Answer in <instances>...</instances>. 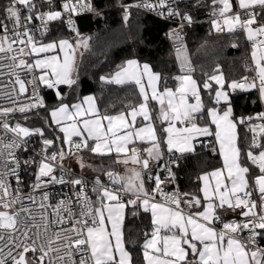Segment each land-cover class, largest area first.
Returning a JSON list of instances; mask_svg holds the SVG:
<instances>
[{
  "label": "snow or ice",
  "instance_id": "snow-or-ice-1",
  "mask_svg": "<svg viewBox=\"0 0 264 264\" xmlns=\"http://www.w3.org/2000/svg\"><path fill=\"white\" fill-rule=\"evenodd\" d=\"M46 2L51 6L52 0ZM238 3L247 16L246 19H242L240 13L233 14L231 0H212L213 15L217 17L211 21L212 27L218 32L224 31L226 27L228 32L239 29L245 33L246 39L252 44L251 59L256 77L251 81L248 77L240 82L232 81L228 87L233 91L257 89L261 101H264V22H261L264 19V0H238ZM178 5L179 0H156L155 3L152 0H138L136 4L125 6L124 20L129 19L132 7L144 8L160 16H164L166 10L168 17H179L182 22L179 28L168 33L177 45V59L181 61V72L185 73L174 78L179 86L175 90L165 87L160 91L157 87L159 73L153 72L147 63L141 66L135 59L128 60L126 67L117 71L114 76H101L100 79L116 84L134 81L139 86L143 102L138 109L133 108L127 115L120 113L101 116L92 96L84 97L83 101L72 105L62 102L59 86L71 87L76 83L72 78L75 58L69 54L74 51V46L67 39H61L58 43L52 41L38 44L28 28L34 19H38L45 31L46 25L54 21L64 22L75 31L72 16L83 11H93L91 0H63L60 5L62 10H52L50 7L48 11L37 12L35 17L33 13L37 5L34 0H9L4 14L7 21L11 22V29L7 23L3 24V35L0 36V53L3 55H0V60L7 58L12 63L7 66L0 64V76L5 75L6 67L7 74L14 77V85L19 86L18 92L15 86L12 88L17 97L27 92L28 84L34 88L28 103L17 104L14 100L13 107H0V117L3 118L0 119V127L5 132L0 137V209H3L0 210V264H134L133 256L125 246L123 232L128 208L134 209L133 216L138 215L139 210L151 214L150 238L146 232L142 245L144 264H264V248L256 247L257 237L264 233V112L257 113L255 117L234 118L229 94L222 90L225 81L222 76L213 75L209 79L220 85V88L215 93L214 103L217 107L208 108L207 115L211 124L215 125V132L207 125L199 126L197 119L204 105L197 82L190 74L192 69L188 66L189 61L184 54L180 35L184 22L191 25L193 21L190 14L180 12ZM257 7L260 8L259 12L255 11ZM23 11H27L28 15L22 17ZM65 15L68 17L66 21ZM77 35L79 36L78 32ZM17 44L24 47H14ZM80 46L88 47L87 37H81L77 41L76 47ZM56 49L65 53L63 60L58 56L36 58L32 63L25 59V56ZM9 53L14 55L8 56ZM21 71L32 73V79L23 80L19 75ZM36 72H39L38 76L35 75ZM143 77H147L151 97L142 82ZM41 84L48 89H57L56 96L61 103L51 110V123L63 133L62 139H57H61L62 145L68 146V151L65 152L62 147L58 152L48 155V148L54 145V141L43 140L44 158L38 163L36 181L31 186L32 192L49 184L71 183L74 189L80 187L75 202L62 199L53 206L48 203L47 191L43 192L39 201L34 194L27 197L22 195V180L18 174L20 161L16 151L27 142V137L37 134L43 137L44 133L39 128L30 130L19 122L11 126L6 118L17 111L26 114L33 109L45 107L44 100L38 95ZM204 88L210 89L211 85L205 81ZM190 97L195 103L190 102ZM149 99L160 104L159 118L168 124L164 129L167 134L164 143L169 152H193L196 136L215 135L219 154L223 158V169L198 177L203 181L201 191L204 202L188 193H166L162 187L164 181L159 175L155 176V188L149 191L145 187L142 170H148L150 160H158L162 154L148 108ZM221 101L228 104L222 114L219 111ZM127 116L131 117V122ZM137 116H143L147 123L137 127ZM254 119L261 123H251ZM237 122L248 124L249 131L253 133L246 159L260 173L255 177L260 194L259 206L251 199L248 179L250 168L242 163L244 154L238 142ZM177 123L183 127H177ZM8 132L13 134L11 140H8ZM74 137L79 139L74 140ZM137 141L147 142L151 146L141 149L135 146ZM254 149L259 151L255 152ZM82 150L98 155H111L115 152L118 158L121 155L125 157L117 162L125 166H138L140 170L133 167L128 176L107 172L106 175L113 184L111 188L102 184L97 177L92 190L98 196L93 202L84 194L86 182L83 179L65 180L63 171L59 178L55 175L57 161L62 168L66 157ZM145 153L147 158H143ZM76 160L81 168L86 166L81 156L77 155ZM24 163L36 164V161L31 159ZM167 171L168 179L174 181L171 168H167ZM11 177H15V188L10 182ZM212 181L215 182L214 186ZM116 185L119 187H115ZM123 194H130V198L125 201ZM157 196L160 201H157ZM25 199L32 207L24 204ZM182 205L189 211L185 212ZM201 208L203 211L199 210ZM192 209L196 211L192 212ZM237 209H240V214L244 217L242 223L223 222L218 214L219 210L235 212ZM218 221L223 223L219 230L214 226ZM242 231L250 233L248 243H242L237 238Z\"/></svg>",
  "mask_w": 264,
  "mask_h": 264
},
{
  "label": "trees",
  "instance_id": "trees-1",
  "mask_svg": "<svg viewBox=\"0 0 264 264\" xmlns=\"http://www.w3.org/2000/svg\"><path fill=\"white\" fill-rule=\"evenodd\" d=\"M133 1L136 0H91L94 10L83 11L79 14L76 32H69L61 23H54L49 27L48 35L41 39L43 42L67 38L75 45L81 37L88 38V47L81 46L79 56L75 59L72 78L76 83L71 87L66 85L59 90L63 96L62 102L72 104L82 96L92 94L97 100L102 115L126 113L135 108L142 102V97L134 84L116 86L100 79L101 76H110L127 59L148 63L154 71L160 74L162 87L174 84L176 81L174 78L179 75V72L165 37L167 25L138 11H130L129 19L125 21L123 11L119 6ZM34 2L37 5L33 13L35 17L37 12L48 11L50 7L52 10H59L63 0H52L51 6L46 0H34ZM8 4L9 0H0V31L5 23L11 27V22L7 21L4 14V9ZM184 7L191 12L195 20V23L188 26L185 32L188 49L196 70L193 76L200 86V94L207 108L213 103V95L202 85L205 76L220 68L226 82H238L247 73L246 68L251 63L252 46L246 41L245 33L214 35L215 29L211 23L215 17L212 0H187ZM216 7L218 10L219 5ZM21 15L24 17L28 13L23 11ZM41 95L45 107L33 109L26 114H19L16 118L17 122L30 129H37L41 126L39 115L44 114L47 119L50 109L61 103L53 90L41 88ZM259 99L256 89L232 91L233 117L237 119L254 117L260 111ZM150 106L153 109L156 107L153 103H150ZM41 110L42 113H39ZM202 118L204 119L203 115ZM240 132V146L242 153L246 156L250 133L243 128V124H240ZM158 134L162 138L164 133L160 129ZM43 136L54 141V145L50 146L51 150L58 152L63 146L61 139H57L61 136L56 128L50 127ZM31 137L38 144L41 136L37 134ZM205 143L203 150H199L196 154L185 156L171 154L179 156V164L172 168V173L181 194L188 193L201 199L198 177L203 172L221 165L219 156L216 151H213L214 147L211 143L205 146ZM93 158L97 162L96 167L103 173L117 166L115 155L93 156ZM245 161L250 167L251 175L260 174L259 170L252 167L246 158ZM35 166L37 163L26 165L24 167L26 173L29 174L28 172ZM29 176L28 181L32 183L35 174L32 173ZM24 186H27L26 183ZM96 193H94V200ZM193 210L195 209L191 211ZM133 211L134 209L131 208L126 209L123 224L125 246L131 252L134 264H144L142 245L145 241V233L147 232L150 236L152 224L148 213L139 210V214L133 216ZM259 237L261 241H264V233H261Z\"/></svg>",
  "mask_w": 264,
  "mask_h": 264
},
{
  "label": "built area",
  "instance_id": "built-area-1",
  "mask_svg": "<svg viewBox=\"0 0 264 264\" xmlns=\"http://www.w3.org/2000/svg\"><path fill=\"white\" fill-rule=\"evenodd\" d=\"M137 2H138V0L133 1V2H129L127 4H123V5L119 6L120 9L123 11V19H124V15H125V12H124L125 6L126 5L136 4ZM152 2L155 3L156 0H152ZM170 2H171V0H170ZM186 2H187V0H179V5H178L179 6V10H180L181 13H185L186 12V13L191 15V12L184 7ZM59 10H62V9L60 8ZM130 11L141 12V13H143L145 15H148V16H150L152 18L160 20V21L164 22L167 25L165 37H166V40H167V42H168V44H169V46H170V48L172 50V54H173V57H174V60H175L176 66H177V70H178L180 75L185 74V73L181 72V61L177 59V53H176V46L177 45L173 41V39L170 38V36L168 35L170 30H172L174 28H179V26L181 25L182 22L179 19V17H168L166 10H165V15L164 16H160L156 12L148 11V10H146L144 8L132 7L130 9ZM235 13H240L242 19H246L247 18L245 13L240 8H235L233 14H235ZM78 16L79 15H73L72 16V19H73V21L75 23V29L76 30H77V18H78ZM191 17H192V15H191ZM216 18L217 17L215 16L213 19H216ZM67 19H68V17H67V15H65L64 20L66 21ZM192 21H193L192 24H194L195 20L193 18H192ZM54 23L64 24V26L67 28V30L69 32H72V33L76 32V30L73 31L71 28H69L67 26L66 23L61 22V21L49 22L46 25L47 31H45L44 30V26H42V22L40 20H38V19L33 20V22L28 25V28L31 30L33 38L42 39L43 37H46L48 35L49 27L52 24H54ZM188 26H190V25L187 24L186 22H184L183 28L180 29V35L182 36V44H183L184 49H185V53L184 54L187 56V60L189 61L188 66L191 67V69H192L190 74H191V76H193L195 74L196 70H195V66L193 64V61L191 59V55H190L189 49H188L187 37H186V32H185V30H186V28ZM9 29H11V27H9ZM21 31H23V29H21ZM235 32L244 34V32L242 30H239V29L236 30ZM226 33L227 32H226V28H225L224 31H220V32L215 31L214 35L215 36H224ZM2 35H3V29L0 31V36H2ZM10 38H11V36H10ZM24 39H26V37H24ZM249 44L252 46L251 42ZM14 47H24V46L17 44V45H14ZM0 55H3V54L0 53ZM11 55H14V53H9L8 54V56H11ZM25 59L27 60V56H25ZM11 63H12L11 60L7 59V58L4 59V60H0V64H3L5 66H7V65H9ZM246 70H247V73L244 74L238 80V82H240L244 77H248L249 81H251L253 78L256 77L255 67L251 63L247 66ZM19 75L25 81H28V80L32 79V76H33L32 73H25L23 71H21L19 73ZM35 75H37V72L35 73ZM10 81H11V83H10ZM257 83H258V81H257ZM13 86H15L16 91L18 92L19 91V86L18 85H14V77L13 76H9L7 74L6 67H5V75L0 76V107H13V101L14 100L16 101L17 104L28 103V98L31 97L32 94H33L34 86L31 85V84H28L27 85V92L24 95H21L19 97H17L16 94L12 91ZM38 95L42 98L41 86L40 85L38 87ZM259 103H260V111L258 113L264 112V101H261V99H259ZM19 114H21V113H19L18 111L14 112V113H11V114H9V116L6 119L9 122L10 118H12V117H16L17 118V116H19ZM0 119H3V118L0 117ZM251 123L259 124V123H261V121L254 119ZM9 124L11 126H15L16 123L15 124H11L9 122ZM243 128L246 129V131H248L250 133V143H249V145H250L251 141H252L253 133L251 131H249V125L248 124H243ZM4 135H5L4 129L2 127H0V137H3ZM7 137H8V140H11L13 138V134L11 132H8L7 133ZM26 141L27 142L24 143L22 145V147L16 151L17 158L20 161V168L18 169V174H19V176H20V178L22 180V184L20 185V187L22 189V195L24 197H27V196H29L31 194H34L36 199H37V201H39L41 195L43 194V192L47 191L49 193V201H48V203H51L53 206H55L56 203L58 201L62 200V199H71L73 202H75L76 193L80 191V187L77 186L74 189L71 183H66V184H63V185H61V184H49V185H46V186L42 187L41 189L37 190L35 193L32 192V187L31 186L36 181L37 166H35L32 170H30L28 172L30 175L32 173L35 174L34 180L32 181V183H29L28 180H29L30 176H29V174L26 173L25 168H24L28 164H25L24 161H29L31 159H35V161H36V163L38 165V162L41 159L44 158V152H43V149H44L43 146L44 145L42 146V143L36 144V141L32 137L26 138ZM209 143H210L209 141H206L205 146H208ZM25 149H27V150H25ZM254 151L258 152L259 149H254ZM53 152H55V151L51 150L50 147H49L48 148V155H51ZM172 161H175V163H172ZM29 164H31V163H29ZM178 164H179V156L171 155L165 161L166 170H167V168L170 167L171 171H172V168L178 166ZM31 165H33V164H31ZM251 166L254 167L255 169H258L254 165H251ZM55 168H56L55 175L58 178L60 177L61 172L63 171L65 180H69L70 181L73 178L83 179L86 182L85 185H84V194H86L93 202H95L94 199H93L95 192L92 189H93V186L95 185L96 177H92V176H88V175L80 173V172H76V171L72 170V168L69 165L65 164V163L63 164V167L61 168L59 161L56 162ZM107 172H109V171H106V172L103 173L102 177L100 178V181L106 187H110L111 188V187H113V184H112V181L109 179V177L106 175ZM10 182H11L13 188H15L17 186L15 177H11L10 178ZM25 183H26L27 186H24ZM251 183H252L251 184L252 189H250V191L252 192L251 199L256 201L258 206H259V204H260V194H259V191H258V186L255 184V177L253 178V181ZM115 187H119V186L116 185ZM162 187H163V190L166 193H171V192L178 191L175 187H172V186H168V187L162 186ZM123 195H124V200L125 201L128 198H130V194H123ZM157 201H160L159 196H157ZM24 204L26 206L32 207V205L26 199L24 201ZM0 210H3V209H0ZM257 210L259 211V208ZM49 211H51V209H49ZM222 221H223V219H222ZM230 221H236L238 223H242L244 221V217H242V215L240 214V215L237 216L236 219H233V220H230ZM223 222H225V221H223ZM68 226H70V225H66V227H68ZM214 226L216 227L217 230H219V229H221L223 227V223L218 221V222L215 223ZM249 235H250V233L248 231H242L237 236V238L242 243H248V239L247 238H248ZM256 247L264 248V241H261L259 236L257 237V240H256Z\"/></svg>",
  "mask_w": 264,
  "mask_h": 264
},
{
  "label": "crops",
  "instance_id": "crops-1",
  "mask_svg": "<svg viewBox=\"0 0 264 264\" xmlns=\"http://www.w3.org/2000/svg\"><path fill=\"white\" fill-rule=\"evenodd\" d=\"M231 2H232V4H233L234 9H235V8H239L238 0H231ZM255 11H256V12H259V11H260V8L257 7V8L255 9ZM261 22H264L263 19H262ZM256 26H258V25H253V27H256ZM225 28H226V27H225ZM215 31H216V30H215ZM215 31H214V33H215ZM226 32H227V34H228V33H233V32H228V31H227V28H226ZM62 39H67V38H62ZM245 39H246V35H245ZM34 40L37 41L38 44H47V43H50V42H52V41H56V42L58 43L59 40H61V39H58V40H51V41H47V42H43V41H41L40 38H34ZM67 40H68V41L74 46V51H70L69 54H70V55H74V58H75V59L78 58V56H79V49H80L81 46H80V47H76V44L74 45V44L72 43V41H70L69 39H67ZM246 41H248V40L246 39ZM248 42H249V41H248ZM249 43H250V42H249ZM64 55H65L64 52H61V51H59V49H56V50H53V51L48 52V53H40V54H38V55L27 56V60H28L30 63H32V62H34V60H35L36 58H44L45 56H58L61 60H63ZM250 57H251V56H250ZM128 60H131V59H127L126 61H124V63L122 64V66H121L118 70H116V71H115L114 73H112L110 76H105V77H112V76H114L115 73H116L117 71H120L122 68L126 67V62H127ZM135 60H136V59H135ZM137 61H138V60H137ZM138 62H139V61H138ZM251 62H252V61H251ZM139 64L142 66V65L144 64V62H139ZM147 64H148V63H147ZM252 64H253V63H252ZM151 69H152V67H151ZM152 71L155 72V73H158V72L154 71L153 69H152ZM72 73H73V72H72ZM38 75H39V72H37V76H38ZM179 75H180V74H179ZM213 75L222 76L223 79H224V81H225L224 75H223L222 70H221L220 68L214 70L213 72H211V73H209L208 75L205 76V78L203 79L202 85H203V87H204V83H205V81H207V82L211 85V88H210L209 90L212 92V95H213V98H212L213 103H212L211 105H209V106L206 108V106L204 105V101H203V99H202V97H201L202 102H203V105H204V108H203V110H202V113L199 114V116H198L197 123H198L199 126H201V127L207 125L208 127H210V129H211L212 132L214 133V132H215V125H214V124H211L210 118H209L208 115H207V109H208V108H212V107H217V105L214 103V101H215L214 94L216 93V90L220 88V85L216 84L215 81L209 79V77H211V76H213ZM192 78H193L194 80H196L194 76H192ZM103 82H106V81H103ZM142 82H143V84L145 85V89H146V91L148 92L149 97H151V89L147 87V85H148L147 77H143ZM196 82H197V80H196ZM106 83H109V82H106ZM229 83H230V82H229ZM229 83L225 81V84H224V87H223L222 90L225 91V92H227V93L229 94V101H230V103H231V93H232L233 90L230 89V88L228 87ZM110 84H113V85H116V86H125V85L134 84V85L137 87V89H138V91H139V93H140L139 86H137V85L135 84L134 81H130V82H127V83H125V84H116V83H110ZM161 84H162V83H161V76H160V80H159V82H158L157 87H158V89H159L160 91H163V89H164L165 87H162ZM40 86H41L42 89L53 90L54 93L56 94L57 89H48L47 87H45V86L42 85V84H41ZM64 86H66V85H61V86H59V90H60V88H62V87H64ZM178 86H179V82H178V81H175L174 84H172V85H168V86H166V87H168V88H172L173 90H175V88L178 87ZM197 86H198V89H199V92H200V86H199L198 82H197ZM258 93H259V92H258ZM87 96H92V97H94L95 102H96V108L99 110V107H98V104H97V100H96L95 96L92 95V94L84 95V96H82L78 101H76V102H74V103H72V104L79 103V102L83 101L84 97H87ZM140 96H141V94H140ZM200 96H201V94H200ZM141 97H142V96H141ZM259 98H260V96H259ZM189 100H190L191 103H195V100L192 99L191 97L189 98ZM142 102H143V97H142ZM142 102H141V103H142ZM63 103H65V102H63ZM141 103H140V104H141ZM150 103H153V105L156 106V107L153 109V108L150 106ZM165 103H166V102H165ZM66 104H68V103H66ZM72 104H69V105H72ZM140 104H139V105H140ZM59 105H60V103H59L57 106L53 107L52 109L59 107ZM139 105L136 106L135 108L138 109V108H139ZM85 107H87V105H85ZM227 107H228V104L225 103V102H223V101H221V105L219 106V111H220V113L222 114L223 111H224ZM148 108H149V111H150V115L152 116V122H153V124H154L155 129H156L157 137H158V139H159V141H160V145H161V153H162L160 159H158V160H157V159H152V160H150V166H149V169H148V170H142V175H143V178H144L145 187H146L149 191H151L153 188H155V176H156V175H159L160 178H161V180L164 181V184H163L164 187H168V186L175 187V188L178 190V192L180 193L178 187H177L176 184H175V179H174V181H171V180L168 179V175H169V174H168V171L165 169V168H166L165 161H166V159L169 157V155H171V154H177V155H182V156H185V155H191V154H196L199 150H203L202 148L204 147V143H205V141H209V142L211 143V145L214 147V149H215V151H216V154L219 156V159H220V161H221V165H220L219 167H217V168H213V169H211V170H209V171L203 172L202 174H200V176L203 175V174H205V173H211L212 171H214V170H216V169H223V158H222L221 155L219 154V145H218V143L216 142V139H215V135H214V134L211 135V136H203V135H201V136H196V137H195V140H194V151H193V152L184 153V154H181V153H179V152H177V151H175V150H173L172 152H169V151H168V148H167V144L164 143V141H165V139H166V136H167V134L164 132V129H165L166 127H168V124H167V122H164V121H162V120L159 118V116H160V104H159L158 102H156V101H152L151 99H149V102H148ZM52 109H50V110H52ZM131 111H132V109H130L128 112H126V113H124V114L127 115V113H129V112H131ZM50 112H51V111H50ZM99 113H100L101 116H103V115L101 114L100 110H99ZM119 114H120V113H118V114H114V115H111V116H115V115H119ZM202 115L204 116V119H203V118H200ZM127 119L129 120V122H131V117H130V116H127ZM49 122H50L49 125H50L51 127L57 129V131L60 133V136H61V139H62V137H63V133L60 132L59 128H58L55 124H52V123H51V115H50V113H49ZM105 123H106V122H105ZM146 123H147V121H144L143 116H137V118H136V126H137V127H142V126H144ZM176 126H177V127H183V125H180L179 123H177ZM160 129H161V131H163V133H164L162 138H160V137H159V134H158L159 131H160ZM237 132H238V138H239L238 142H239V146H240V136H241V132H240V124H239L238 122H237ZM73 139H74V140H78L79 138L74 137ZM135 146H136V147H139V148H141V149H143V148L150 147L151 145H150L149 143H147V142H139V141H137ZM62 147H63V149H64L65 152L68 151V146H67V145H63V146H61L60 149H61ZM240 148H241V146H240ZM73 151H75V150H73ZM204 151H205V150H204ZM204 151H202V152H204ZM246 152H247V151H246ZM246 152H245V153H246ZM85 153H87V155H86V159H90L91 161H94V169L86 170L84 173H83V172H82V173H83V174H86V175H88V176H93V177H96V178H97V177L101 178L102 175H103V172H102L98 167H96V163H97V162L94 160L93 156H110V155H98V154H93V153H91L89 150H82V151L79 152V154H81V155H82V154H85ZM76 154H77V153H76ZM243 154H244V153H243ZM111 155H115V156H117V155L115 154V152H113ZM71 157H72V156H71ZM71 157H66L65 160L63 161L65 164L69 165L70 167H71V163H70L69 160H70ZM143 158H147V154H146V153L144 154V157H143ZM245 158H246V156L243 155V156H242V163H243L245 166H248V165H247V162L245 161ZM118 159L122 160V159H125V157H124L123 155H121L119 158L117 157V158L115 159V162H116V165H117V166L114 167V168L111 169V170H108V171H113L114 173H117L118 175H120V174L122 175V174H125V173H127V172H130V169L133 168V167H137V169L140 170L138 166H135V165H132V164H128L127 166H125L123 163H119V162H117ZM163 163H164V165H163ZM248 167H249V166H248ZM249 168H250V167H249ZM105 172H106V171H105ZM257 175H258V174H252V175H251V172H250V175H249V177H248V179H249L250 189H252V186H251L252 183H251V182L253 181V178L256 177ZM150 177H151V178H150ZM212 184H213V186H214L215 182L212 181ZM199 186H200V187H199V190H200V196H201L202 201L204 202L203 193H202V191H201V188L203 187V181H201V180L199 181ZM250 189H249V190H250ZM180 194H181V193H180ZM97 196H98V193L95 194V200H94V201H96ZM182 207H184L185 212H188V211H189V209H188L186 206L182 205ZM199 210H200V211H203L202 208L199 209ZM195 211H196V209L193 210L192 212H195ZM218 214L221 216V219H223V221H225V222H229L230 220L236 219L237 216L240 215V210L237 209V210H235V212H233L232 210H227V211L219 210V211H218ZM148 216H149V218H150V222H151V214H150V212L148 213ZM109 227H110V226H109ZM123 232H124V229H123ZM149 238H150V236H149ZM143 243H144V242H143ZM142 255H143V252H142ZM143 259H144V258H143ZM189 259H191V256H189Z\"/></svg>",
  "mask_w": 264,
  "mask_h": 264
},
{
  "label": "rangeland",
  "instance_id": "rangeland-1",
  "mask_svg": "<svg viewBox=\"0 0 264 264\" xmlns=\"http://www.w3.org/2000/svg\"><path fill=\"white\" fill-rule=\"evenodd\" d=\"M251 61H252V59H251ZM251 64H252V62H251ZM253 66H254V64H252ZM255 67V66H254ZM231 83V82H230ZM229 83V84H230ZM214 98H215V94H214ZM51 111V110H50ZM50 111H49V113H50ZM39 113H42V110L41 111H39ZM49 113H48V116H47V119L45 118L46 117V115H44V114H42V115H39V120H40V124H41V126L39 127V129H42V131H43V133L45 134V131L47 130V129H50V122H49ZM17 121H18V119H16V117H12V118H10L9 119V122L11 123V124H15V123H17ZM44 139H46L44 136L43 137H40V140H39V143H42V146H43V140ZM43 147H45V146H43ZM81 156L82 158H83V161H84V164L86 165L84 168H81L80 166H79V164L77 163V160H76V156ZM86 155H87V153H85V154H79V153H77V154H75V155H73L71 158H70V163H71V168H72V170H74V171H76V172H80V173H84L86 170H90V169H94V161H91L90 159H86ZM39 163V162H38ZM37 170H38V165H37ZM128 175H130V172H127V173H125V174H120L119 176H128ZM29 255H31V254H29Z\"/></svg>",
  "mask_w": 264,
  "mask_h": 264
},
{
  "label": "water",
  "instance_id": "water-1",
  "mask_svg": "<svg viewBox=\"0 0 264 264\" xmlns=\"http://www.w3.org/2000/svg\"><path fill=\"white\" fill-rule=\"evenodd\" d=\"M22 125V124H21ZM22 126H24V125H22ZM24 127H26V126H24ZM28 128V127H27ZM30 129V128H29ZM30 130H32V129H30ZM32 136H34V135H32ZM29 137H31V136H29ZM28 138V137H27Z\"/></svg>",
  "mask_w": 264,
  "mask_h": 264
}]
</instances>
